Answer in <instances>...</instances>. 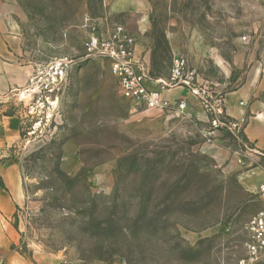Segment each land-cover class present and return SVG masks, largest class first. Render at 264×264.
<instances>
[{
  "label": "rangeland",
  "instance_id": "rangeland-1",
  "mask_svg": "<svg viewBox=\"0 0 264 264\" xmlns=\"http://www.w3.org/2000/svg\"><path fill=\"white\" fill-rule=\"evenodd\" d=\"M10 1L32 70L6 109L25 202L0 218V264H239L264 201L242 184L257 166L248 109L232 119L222 97L264 110V0ZM114 24L153 80L184 61L189 84L164 91L184 86L203 120L121 97L109 60L84 48Z\"/></svg>",
  "mask_w": 264,
  "mask_h": 264
},
{
  "label": "crops",
  "instance_id": "crops-1",
  "mask_svg": "<svg viewBox=\"0 0 264 264\" xmlns=\"http://www.w3.org/2000/svg\"><path fill=\"white\" fill-rule=\"evenodd\" d=\"M135 49L136 44L134 52ZM24 53V39L15 19L13 4L10 0H0V218L4 221L10 219L25 202L20 169L7 158L8 149L21 138V120L16 114L6 112L11 96L27 87L31 76L32 67L25 61ZM162 95L171 102H174V98L184 99L187 102L186 110L204 119V112L196 97L184 86L166 93L163 91ZM242 96L241 90L233 91L222 100L225 113L232 119L242 118L248 109L244 133L257 150V154L252 156L257 166L254 172L242 175V184L247 190L258 192L264 180V110L252 104L245 108ZM166 113L169 115L172 112L166 110Z\"/></svg>",
  "mask_w": 264,
  "mask_h": 264
},
{
  "label": "built area",
  "instance_id": "built-area-1",
  "mask_svg": "<svg viewBox=\"0 0 264 264\" xmlns=\"http://www.w3.org/2000/svg\"><path fill=\"white\" fill-rule=\"evenodd\" d=\"M134 45L135 39L119 24H114L106 36L100 34L93 26L91 34L84 42L86 56L103 57L109 60L111 72L117 79L118 90L122 98L131 100L137 105L143 104L148 108L169 110L177 114L183 113L187 108V102L184 99L171 102L163 97L162 92L166 88L179 84H189L187 80L182 79L184 61L174 60L168 82L163 79L153 80L146 64L135 55ZM146 81H155L159 87L150 89L145 85ZM215 113L217 116L222 114L219 105ZM217 121L218 119L215 118L214 122ZM231 125L233 130L239 129L241 121ZM238 162L244 164L241 156L238 157ZM258 193L264 201V180L259 185ZM246 230L249 235L246 243L247 255L240 260L239 264H256L264 256V206L249 220Z\"/></svg>",
  "mask_w": 264,
  "mask_h": 264
},
{
  "label": "bare ground",
  "instance_id": "bare-ground-1",
  "mask_svg": "<svg viewBox=\"0 0 264 264\" xmlns=\"http://www.w3.org/2000/svg\"><path fill=\"white\" fill-rule=\"evenodd\" d=\"M21 95H24V92H21Z\"/></svg>",
  "mask_w": 264,
  "mask_h": 264
}]
</instances>
